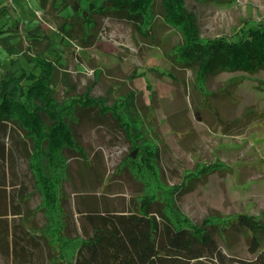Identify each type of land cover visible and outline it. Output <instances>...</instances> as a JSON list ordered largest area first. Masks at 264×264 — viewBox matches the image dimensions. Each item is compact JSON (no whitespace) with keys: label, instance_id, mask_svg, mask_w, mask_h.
<instances>
[{"label":"rangeland","instance_id":"rangeland-1","mask_svg":"<svg viewBox=\"0 0 264 264\" xmlns=\"http://www.w3.org/2000/svg\"><path fill=\"white\" fill-rule=\"evenodd\" d=\"M56 1L47 0L42 7L40 0H0V9L6 7L0 17L4 29L0 33V76L9 69L39 70L19 53V46L33 56L51 58L59 53L63 67L54 85L56 97L63 101L68 90L76 95L90 89L94 97L119 107L131 128L118 126L110 114L100 118L98 109L89 113L81 109L76 117H69L85 155L66 149V169L52 173L59 179L54 212L46 207L26 146L3 138L8 147H14L18 189L28 194L21 209L34 211V222L49 236L54 251L61 247L69 255L75 252L82 233L80 209L123 210L145 196L163 202L171 198L183 215L197 223L209 216L218 220L241 212L264 215V70L222 72L210 75L206 83H197L194 69L178 60L183 35L164 19L161 0H156L150 27L112 13L97 14V41L83 46L61 35V17L71 15L73 8L68 5L58 11L56 7L61 6ZM185 4L195 14L203 38L234 40L241 29L264 19V0H185ZM5 38L15 52L4 47ZM133 147L156 150L153 165L136 172ZM151 174L159 176L165 193L153 186L155 181L148 178ZM148 179L152 183L146 188ZM13 191L11 185L0 186V218L6 216L17 223L22 218L11 213ZM53 218L59 220L70 243H60V236L51 238ZM230 242V250L222 246L225 253L252 257L243 238L234 235ZM0 264H14L12 255L0 253Z\"/></svg>","mask_w":264,"mask_h":264},{"label":"trees","instance_id":"trees-1","mask_svg":"<svg viewBox=\"0 0 264 264\" xmlns=\"http://www.w3.org/2000/svg\"><path fill=\"white\" fill-rule=\"evenodd\" d=\"M46 1L40 0L42 7ZM56 4L61 6L56 7L58 11L68 5L73 8L71 15L61 17V35L88 47L99 35L97 14L112 13L149 27L156 16V0H58ZM161 8L166 22L177 27L183 35L177 57L181 64L194 69L197 83H206L210 75L222 72L257 73L264 70V19L241 29L234 40L227 36L203 38L199 35L197 18L188 11L185 0H161ZM5 11L6 7L2 6L0 17ZM3 31L1 27L0 33ZM8 38L2 43L13 53L16 48L6 41ZM18 51L35 62L39 70L16 72L9 69L0 76V186L14 187L11 213L20 214L22 218L17 223L6 216L0 218L2 256L12 255L14 264H31L33 261L41 264H203L204 260L210 264H264V215L241 212L218 220L209 216L197 223L183 215L171 198L167 197L166 200L171 202L163 204L166 200L159 201L153 195L133 200L123 210L99 206L80 209L82 233L75 252L69 255L65 249L57 247L56 253L49 236L35 224L34 211L21 209L28 194L23 188L18 189L19 182L14 180V147H8L3 138L8 136L15 145L26 146L27 159L35 179L43 188L46 207L54 212L58 202L54 189L59 179L52 173L66 169V149L76 151L82 157L85 155L69 117H76L81 109L88 113L98 109L100 118L110 114L118 126L130 125L123 120L119 107L107 105L106 98L94 97L90 89L77 96L70 95L68 90V98L63 101L56 97L54 85L63 67L59 53L50 58L33 56L20 46ZM143 149L131 148L136 172L142 166H152L157 154L154 149ZM156 175L151 174L148 178L155 181L153 186L157 185V189L165 193V185ZM151 180L146 181V188ZM58 221L53 218V228L49 225L51 238L60 236V243H70L71 239L65 237ZM234 235L244 239L252 257L244 259L236 253L223 251L222 246L230 250Z\"/></svg>","mask_w":264,"mask_h":264}]
</instances>
